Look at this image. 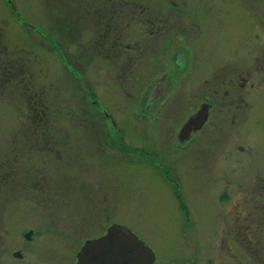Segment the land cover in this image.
<instances>
[{"label":"rangeland","instance_id":"rangeland-1","mask_svg":"<svg viewBox=\"0 0 264 264\" xmlns=\"http://www.w3.org/2000/svg\"><path fill=\"white\" fill-rule=\"evenodd\" d=\"M263 34L264 0H0L2 262L17 263L11 253L31 230L36 255L26 264L45 260L44 244L60 247L49 231L77 233L56 252L74 254L84 236L122 224L155 251V264H264V197L252 190L264 174V93L242 143L231 124L211 142L207 130L179 141L200 110L202 74L212 84L236 47L264 44ZM99 120L158 160L101 146ZM228 181L234 206L253 195L256 212L236 245L219 216Z\"/></svg>","mask_w":264,"mask_h":264},{"label":"flooded vegetation","instance_id":"flooded-vegetation-1","mask_svg":"<svg viewBox=\"0 0 264 264\" xmlns=\"http://www.w3.org/2000/svg\"><path fill=\"white\" fill-rule=\"evenodd\" d=\"M264 35V34H263ZM260 40V38H259ZM247 42V43H246ZM239 45V48L236 47L235 51L233 52V56L230 58V61L228 62V65L224 64L223 67H221L220 71L218 70L215 76L213 77V83L210 84L211 79H205V76H203V83H201V90H200V109H204L206 113L207 121L199 131H192L190 137L187 139L186 142L191 143L193 142V135L197 134L199 132H202V130H207V133L204 135V138L208 141H212L213 138L220 135L221 127L223 124L227 125H233L234 130H237V137L241 138V135L239 134L240 130L244 128V125L246 123H250V113L254 109L255 102L259 101L261 97V93H264V44L261 40L258 43H251V41H246ZM253 46V48H252ZM243 50V51H242ZM245 50V51H244ZM164 81H157L154 85V90L149 92V96L146 98V104L143 107V110L146 112L148 111L151 113L153 109L158 104V100H160L161 96V87H163ZM168 82V81H167ZM166 82V84H167ZM159 86V87H158ZM160 88V90L158 89ZM89 99V97H88ZM91 103L96 104V99H91ZM143 106V105H142ZM199 111V110H198ZM197 111V112H198ZM99 113L102 112L98 111ZM196 114V113H195ZM194 114V115H195ZM145 115V114H144ZM105 116L110 117L109 114H106ZM193 116V115H192ZM112 121V118L109 119ZM101 124H97L96 126L98 129H96V133L98 135L97 139L99 141V144L101 145L102 141L104 140L105 144H107L106 148H112L115 150L120 151L123 154H132L131 151L134 153L141 154L142 156L150 157L153 160H158V155L156 153H151V151L142 150L141 148H134L128 143L126 144L124 142V137L122 133L119 131V128L117 127L116 123L112 122V127L110 129L107 126V122L104 121H98ZM102 126V127H101ZM101 127V128H100ZM105 127V128H104ZM116 133L117 135H114ZM239 134V135H238ZM100 135L102 139H100ZM241 143L243 142V138L239 139ZM179 141H181V137L179 135ZM102 146V145H101ZM240 149L245 151V149L240 146ZM114 151V150H113ZM212 156V155H211ZM210 164L213 167V158H211ZM160 169L161 167H165L164 164L159 163L158 164ZM167 175V178L174 181V184L176 185V194L180 195L179 185L181 184L178 182L177 177L171 176L169 173H165ZM228 183L232 184L231 181H228ZM231 184L224 188L223 191L218 195L217 200L221 204L222 207H224L225 213H223V210L219 212V216L222 217V220L224 218H227V220L222 221V223H226L225 226L227 229V235L234 237L233 242L236 245V239L238 234V230L245 227V229H248L249 226L252 225V220L256 215V212L254 209L251 208V204L253 200H251L249 195V188L251 186H244L241 185L242 188H244V196L246 195L247 198L245 200L242 199V208L237 207L235 205V202H233V192L231 188ZM231 188V189H230ZM252 190L256 191V197H258L257 201L263 200L264 197V174L263 173H257L256 174V183L252 187ZM255 197V196H254ZM258 207V206H256ZM262 207V210L260 208ZM258 217L263 219L264 222V203L260 206ZM243 209V210H241ZM240 220V221H239ZM189 221V220H188ZM261 221V219H260ZM228 222V224H227ZM248 223V224H247ZM264 224V223H263ZM225 226H224V233H225ZM188 227V226H187ZM262 229V228H261ZM85 232V231H84ZM108 232H102L100 235L96 237H86L84 236V240L81 244H79V250L74 252V254H66V253H56L58 250L63 252V248L65 249L64 244L68 241H73V244H76L75 235L77 233H73L71 231H65L62 229L52 230L48 233H51V236H48L52 240L50 242L54 243L60 247H54L53 245H47L45 244L39 249V254L43 255V262H37V264H76L78 262V256L79 251L83 248V246L86 244V241L89 239H99L101 236L105 235ZM87 234L86 232L84 235ZM28 236L30 238H28ZM33 231L29 234L27 232L24 233V239H26L28 243H23L26 245L24 248L22 246L18 248L17 251H15L13 254L11 253V256H14L15 259H17V263L13 264H26V262H29L33 260L34 252L32 250H28L29 243L35 241L34 239ZM43 244V243H40ZM78 246V245H77ZM48 249H52L53 251H49ZM2 250V249H1ZM0 250V264H4L2 262V258L4 256V253ZM47 251V252H46ZM49 251V252H48ZM157 259V254H156ZM19 261V262H18ZM157 261V260H156ZM156 263V262H155ZM154 263V264H155ZM6 264V263H5ZM12 264V262H11ZM32 264V263H30ZM212 264V263H208Z\"/></svg>","mask_w":264,"mask_h":264},{"label":"water","instance_id":"water-1","mask_svg":"<svg viewBox=\"0 0 264 264\" xmlns=\"http://www.w3.org/2000/svg\"><path fill=\"white\" fill-rule=\"evenodd\" d=\"M206 121L202 108L182 127L181 140L188 139L192 131L201 130ZM155 261V251L141 241L132 229L112 224L106 235L86 241L76 264H154Z\"/></svg>","mask_w":264,"mask_h":264},{"label":"trees","instance_id":"trees-1","mask_svg":"<svg viewBox=\"0 0 264 264\" xmlns=\"http://www.w3.org/2000/svg\"><path fill=\"white\" fill-rule=\"evenodd\" d=\"M51 47H52V49L55 47L54 45H53V43L51 42ZM0 51H1V48H0ZM1 57V56H0ZM4 78V77H3ZM16 81V80H15ZM101 128V127H100ZM131 152H133V151H131ZM182 206H183V209H186L187 210V206H185V204H182Z\"/></svg>","mask_w":264,"mask_h":264}]
</instances>
